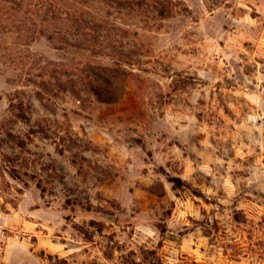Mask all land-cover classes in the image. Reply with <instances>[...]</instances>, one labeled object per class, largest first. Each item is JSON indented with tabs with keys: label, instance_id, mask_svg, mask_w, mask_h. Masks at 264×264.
I'll list each match as a JSON object with an SVG mask.
<instances>
[{
	"label": "rangeland",
	"instance_id": "1",
	"mask_svg": "<svg viewBox=\"0 0 264 264\" xmlns=\"http://www.w3.org/2000/svg\"><path fill=\"white\" fill-rule=\"evenodd\" d=\"M0 264H264V0H0Z\"/></svg>",
	"mask_w": 264,
	"mask_h": 264
}]
</instances>
